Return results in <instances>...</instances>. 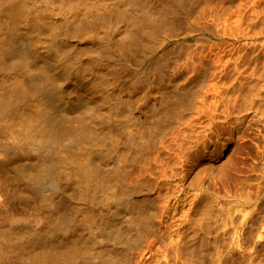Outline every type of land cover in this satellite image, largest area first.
Here are the masks:
<instances>
[{"label":"bare ground","instance_id":"6f19581e","mask_svg":"<svg viewBox=\"0 0 264 264\" xmlns=\"http://www.w3.org/2000/svg\"><path fill=\"white\" fill-rule=\"evenodd\" d=\"M171 4V0H0V264H130L132 256L146 245L149 233L158 237L156 207L137 193L141 186L146 191L148 180L163 181L166 188L175 190L171 179L180 182L196 163L200 165L210 144V127L229 122L232 96L238 97L226 99L218 85H211L206 90L210 98L201 97L196 117L185 121L199 89L187 86L192 79L182 68L209 76L207 70L218 59L209 62L190 54L177 71L169 70V62L155 63L151 69L143 64L155 40L177 30L181 21L178 3ZM240 14L244 13L236 15V23L242 20ZM244 34L245 39L263 42L258 43L262 56L253 53L249 57L250 49H244L248 56L241 51L234 61H226L233 62L232 70L238 75L239 66H247L249 72L253 65L251 75L255 77L246 70L240 73L248 75L247 81L260 78L261 86L264 32ZM132 53L136 58L129 67ZM151 71L157 73L154 82L159 87L148 94ZM257 79L249 81L248 89L256 88ZM66 81L72 87L64 85ZM164 82L174 86V98L161 92L166 88ZM238 84V93L233 92L241 94L237 99L242 101L234 100H245V107L249 103L244 97L250 91L246 84L243 88ZM233 86L237 88L236 83ZM69 88H75V96L59 100L58 95ZM78 88L85 93L77 94ZM222 100L225 109L220 116L224 118L217 119ZM263 106L256 109L262 108L263 113ZM70 111L74 115L69 116ZM167 131L169 146L163 136ZM149 148L156 158L152 155L150 177L141 181L137 165ZM160 149L162 161L157 160ZM196 183L193 188L202 194L193 201V216L187 225L193 237L201 234L196 249L194 244L189 249L197 253L191 255L195 261L188 259L183 264H219L221 258L213 253L216 247L212 249L217 243L210 247L209 236L222 227L229 235L226 252L230 254L232 210L225 206L232 202L219 204L212 179L203 187ZM225 210L229 214L223 213L221 217L227 220L221 226L219 212ZM89 220L100 228H88ZM173 237L176 241L177 236Z\"/></svg>","mask_w":264,"mask_h":264},{"label":"rangeland","instance_id":"374dc122","mask_svg":"<svg viewBox=\"0 0 264 264\" xmlns=\"http://www.w3.org/2000/svg\"><path fill=\"white\" fill-rule=\"evenodd\" d=\"M171 1L172 4H176V2L178 3L176 4V8L177 10H179V12L177 11L178 13H176L179 14V18H181L180 20L183 22L179 21L180 26L179 24L177 25V30L175 29L174 31L172 30L167 32L166 34H164L161 40H155V45H153L151 51H149L147 56L142 60L143 64L148 65L151 69L153 66H155V63L169 62L171 63L169 64V70L174 71L173 69H175V71H177L181 70L180 64L183 60L188 59L190 54L194 57H197L198 55L203 56V59H206L209 62L220 59V62L217 60V63L213 64L214 66L212 69H206L209 76H207L206 73H204L203 75L202 72L193 74L182 68L185 76H188L192 79V82L187 86H193L192 89L194 91L197 90V88L199 89L193 102H191V105L189 106L190 109L188 110V115H186L185 117V121H189L196 117V109L200 105L199 100L201 99V97H203L204 99L206 95L208 99L210 98V92L206 93V90L209 86L214 84L218 85L220 87V91L224 94L220 95L222 97L226 96L225 98L227 99V96L229 95L238 97L239 95H241H237L235 92H233L234 90L237 92L239 85L238 83H242V88L247 85L246 88L248 89V86L249 88L251 86L249 81H256L257 78L250 79V77L248 78V81L246 80L248 75L250 76L252 74L251 72L254 69V67H252L253 65L249 66L251 69H249V72L247 71V66H245L244 69L243 67L239 66L238 70H240V72L242 71L241 73L243 74L244 70L247 69L246 72H248V75H241L240 72L238 75L235 71L236 69L232 70V68L235 66L233 62L231 64L230 61L228 62L226 60H228L229 58L232 60L234 58V55L236 54V56H239L238 54L241 55V53L242 55H246L249 49H255V51H257L254 52L249 50V57L256 54L262 56V47L261 50L259 49L260 45L262 44L258 43L263 42L261 40H258L257 42L256 40L245 39V36H243V34H255L257 30L260 32H264V0H180L181 2L179 0ZM238 4H240L239 9L241 8L240 10L243 12L237 10ZM239 13H244L240 14L239 16L243 21L241 20L242 22L239 21L240 23H236L238 22L236 19L238 16L236 15H239ZM240 18H238V20H240ZM238 26L242 28L239 29ZM237 34H242V36H237ZM249 45L251 46L250 48ZM86 46L87 45L84 44V47ZM252 46H254V48H252ZM236 47H238V52L235 50L237 49ZM244 49H248L247 53ZM253 53L255 54L253 55ZM133 54L134 53H132L131 56H127V58H129V56L131 57V63L129 67L133 66V60L136 58ZM234 59L232 61H234ZM218 62L220 64H218ZM225 62H228L230 64L228 65L226 63V65L224 64ZM163 70L166 69L164 68ZM153 72L154 71H151L150 78L152 81L150 80L149 85L151 91L148 90V94H150L152 92V89H154L155 87H159V84L157 82H154V77H157L155 76V74L157 75V73L154 72L153 74ZM233 74H237L235 75V77L237 78L238 76V80L234 77ZM200 75H203L205 77L203 78ZM228 75L233 76L227 77ZM251 77L253 78L255 77V75H251ZM228 78H232L231 82H229ZM243 79H245V82L247 81L246 83L244 82V85L246 84L245 86L242 82ZM259 79H257L258 81L253 84L256 87H253V91H259L258 95L256 92H254V96V94H252L253 91L248 89V91L251 92L247 93L248 97L251 98V96H254V98L253 100H250L247 95L244 97L245 99L247 98V101L249 103L247 106L244 107V105L247 104H244L246 102L245 100V102L235 101L239 99L240 101L242 100L241 98L237 99L238 97L236 98L232 96V105L234 106V108L237 106V109L234 110V108L232 107L233 111L232 115L229 118L230 120L227 123H223V125L221 124L222 127H210V131H208L211 132L210 136H208V144H210L207 146V148L204 149L200 165H197L196 163V165L186 173V176H184L180 182H175L171 179V186H173L175 190L166 188L164 182L160 180H148V182H145V185L147 187L146 191L143 190L141 186L139 193H137V197H147L149 199L147 201L154 204V208L156 207V217L154 220V224H158L157 228L159 232L157 238L152 236V232L149 233V235L147 236L146 245L142 250H140L141 253L139 251L138 253H135V251L129 250L130 253H135V255L132 256V261L130 264H183L185 263V260L187 261L188 259L191 260V262L195 261L193 256H197V253L195 252V250L194 252H192L193 250L190 251L189 249L193 244V247H195L196 249L195 242L197 240V242L199 243L198 237L200 236L199 234H201V232L199 231V233L196 234V237H193L194 231L191 230V226L187 224L190 223H188L189 217L193 216L191 213L193 201L195 199H199L197 197L200 195V193L202 194V191L196 188L194 189L193 186L197 184L196 182L198 181V184L203 187L208 184V181H210V179L213 180L214 187L217 190V194L219 193V197L217 198L219 204L224 203L221 205L224 206L229 200L232 202H228L230 205L225 206V208L229 207L232 210V212H230V214L232 215V237L230 238L232 241L230 243L232 244V252L230 251V254L226 252V245L229 235H227L224 230H220L222 229V227L216 233L217 235L212 234V236H209L210 241L213 242L210 247L217 243L214 248L212 246V249H215V247L216 249H219V246L221 245L222 249H215V251L213 252V250L209 248L210 252H217L219 258H221L218 261L219 264H264V111L262 113L261 108L263 106L262 104H264V94H262L264 92L262 91L264 90V85H262V83H264V76L261 77V81H263H260L261 86H258ZM198 80L200 82H198V84L196 85V81ZM233 80L236 82H234ZM233 83H236V89V86L234 85V87ZM247 83H249L250 85H248ZM69 84L72 87L70 81H66L64 83V85ZM164 84H166V88L162 89L161 92L167 93L171 99L174 98L177 95L174 90V86L170 85V83L167 82H164ZM231 84L233 90L230 88ZM225 87L227 89H225ZM259 87H262L263 89L261 88L262 90L260 91ZM246 88H244L245 91ZM229 89H231V91H229ZM231 92H233L234 94H232ZM79 93L80 95H83L85 93L84 89L78 88L77 94ZM259 93H261L260 95L262 96H259ZM75 94V88H69L65 91L64 94L58 95V99L61 100V98L75 96ZM225 98L222 99L225 101ZM223 100L221 102L222 104L218 103L217 109H220L219 112L216 109L217 119L224 118L223 115L220 116V114H224L221 112H224L223 109H225V103ZM252 101H254V103ZM233 102L235 104H233ZM89 104L92 107H94L95 105L92 100H89ZM257 104H260L261 107L259 108L261 109H256V106H258ZM69 113V116L71 114L74 115L72 111H70ZM140 114H142L141 111ZM256 118L260 119L257 120ZM197 126L198 127H196V131L199 130V125ZM163 136L166 140L167 145L169 146L171 142L168 143L170 136L168 131ZM193 148L190 149V151H192ZM152 155L155 159L156 154L154 149L149 148L139 158L140 161L137 167L139 168V179L141 181H145L146 177H150V172L153 165V163H151ZM190 157L192 158L191 154L189 155V158ZM163 158V151L162 149H160L157 151V160L162 161ZM204 175L205 178H203ZM176 181H178V179H176ZM163 192H165V194ZM165 197L166 200L168 199V201L165 200ZM226 210L225 212H219L222 214L219 215L221 221L220 225L222 224V222L224 223V221L227 220V218H224L225 220L223 219L225 213L227 215L229 214V211L226 212ZM88 222H84L85 225L88 223L86 225L88 226V228L94 229L96 228V226H98L91 220H89ZM91 223L93 224V226L91 225ZM97 223L100 225L99 222ZM97 228H100V226ZM175 235L177 236V243L174 240L175 244H177L176 248L175 244L172 243L174 242L173 239L175 237L173 236ZM223 238L225 239L224 241ZM216 240L217 242H215ZM222 241L224 243L220 244L222 243ZM197 242L196 244H198ZM182 246L184 247L180 248ZM172 249L177 252H174V250ZM185 249L186 251H188L187 255L191 253L189 258V255H184L186 254ZM179 250H184V254ZM222 251L224 252L222 253ZM178 252H180V254ZM173 253H175V255ZM177 253L178 255H176ZM226 253L228 254L227 257ZM211 254V258L212 255L214 257V254ZM177 256H179V258ZM192 257L193 259H191ZM229 259H231V261H229Z\"/></svg>","mask_w":264,"mask_h":264}]
</instances>
